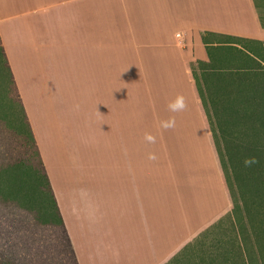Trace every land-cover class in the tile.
<instances>
[{"label": "crops", "instance_id": "obj_1", "mask_svg": "<svg viewBox=\"0 0 264 264\" xmlns=\"http://www.w3.org/2000/svg\"><path fill=\"white\" fill-rule=\"evenodd\" d=\"M224 35L264 41V1L0 0L1 42L78 264H181L233 213L218 147L264 107V60L250 53L264 44L212 40ZM230 47L259 64L231 62ZM178 96L186 108L172 112ZM166 137L184 147L205 138L213 173H198L182 148L179 170L167 173Z\"/></svg>", "mask_w": 264, "mask_h": 264}, {"label": "rangeland", "instance_id": "obj_2", "mask_svg": "<svg viewBox=\"0 0 264 264\" xmlns=\"http://www.w3.org/2000/svg\"><path fill=\"white\" fill-rule=\"evenodd\" d=\"M212 40L224 43L231 39L226 36H213ZM195 68L202 94L210 105L211 121L219 129L221 125L215 102L211 97L215 94L208 90L206 77L199 70L201 65H195ZM176 98L173 97L172 101ZM172 101H168L169 104ZM19 114L20 106L14 99L0 55V263H11V256L15 252L14 256L20 257L19 260L15 258L17 264H69L67 258L61 255L57 245L60 226L56 217L52 216V201L44 179L35 176L34 169L38 167L36 153L30 147L27 137L21 132ZM243 119L247 118L243 117ZM250 122L253 123L252 130H248L251 127ZM250 122L243 126L236 125L239 140L233 139V141L264 145V117L254 116ZM244 127L246 131L243 130ZM198 142L197 146L184 147L182 146L184 143L180 144L178 140L171 141L166 137L167 173L179 170L182 148L191 149V158L198 159L196 163L198 173L207 170L208 174H212L211 147L205 138H198ZM218 151L221 156L226 155L227 152L226 147L222 146L218 147ZM184 156L186 158V155ZM189 158L190 156L187 155V160ZM171 187L167 188L168 199L175 195ZM204 189L207 191L206 188ZM238 193L241 194L242 215L247 226L238 222L237 217L230 211L217 224L209 225L210 227L204 230L203 235L206 237L203 238L205 241L203 244L185 250L181 264H264V205L259 202L260 198L253 197L247 192ZM22 220L23 223L26 222V226H22L23 223H20ZM238 231L242 242L240 251L235 250Z\"/></svg>", "mask_w": 264, "mask_h": 264}, {"label": "trees", "instance_id": "obj_3", "mask_svg": "<svg viewBox=\"0 0 264 264\" xmlns=\"http://www.w3.org/2000/svg\"><path fill=\"white\" fill-rule=\"evenodd\" d=\"M224 36L231 39L229 40V42H224V43H229L231 45L241 44L242 46L246 47L252 44H264V41L257 40V39H249L246 37H240L236 35H224ZM203 39L205 40V42H208L206 36H204ZM246 41H249V42H246ZM250 42H253V43H250ZM250 53L256 54L257 56L259 55L264 60V49H261V51H255V52L250 51ZM250 53L245 52L243 49H238L237 47H230L229 52L224 53V55L227 54L229 56L228 60H230L231 62L240 59L244 61L245 66L248 67L249 64H252V62L258 63L257 60ZM0 55L3 59L4 66L7 71L9 82L11 84V87L14 93V99L17 101L18 105L20 106V114H19L18 119L20 122V128L22 129L21 132L23 133L25 137H27L30 147L36 153L38 167L34 166L35 167L34 171L36 173L35 176L43 177L44 179L43 181L45 182L47 186V190H48L50 199L52 201V216L56 217V221H58L57 224H59L60 226V233H58L59 236H58L57 245L60 248L61 255L63 254L62 256L65 259L67 258V260L69 261V264L70 263L78 264L75 250L73 248L71 239L69 237V234L67 232L63 218L61 216V212H60L55 194L53 192L51 182L49 180L44 162L40 155L38 145L36 143L33 131L29 123L28 116L25 112V109H24L19 91L17 89L10 65L8 63L7 56H6L4 47L1 42V37H0ZM240 55L244 57H240ZM225 58H226V55H225ZM229 74H230V79L231 80L234 79L233 82H230V84L233 85L232 83L236 81V76H235L236 74H234L233 71H231ZM262 78H263L262 84L260 82V86L256 89H258V92L263 97L262 102H264V77ZM247 86L250 88H254L252 82H248ZM230 112L235 113L234 110H231ZM257 113L255 114L256 117H259V116L264 117V107L259 112L260 114H257ZM243 117L247 118L249 121H247V119L244 120ZM251 117H252V114L246 113L241 116L242 118L241 121L250 122L253 120L254 116L252 118ZM226 150H227L226 155L224 154L225 156L223 158V167L227 175V179L229 181L231 193H232L233 200L235 203L233 213H234V216L237 217V221L245 224V227H246L247 225L246 223H244L245 218H243V215H242L243 211H242V206L240 203L241 194L238 192H247L253 197H257L258 199L260 198L259 199L260 201L259 200L258 201L261 203V205H264V145L252 144V143L250 144V143H243V142L239 143V142L227 140ZM249 158H255L256 162L246 165L245 160ZM227 161H228V165H227ZM237 190L239 191L237 192ZM20 223L22 224L23 220ZM26 225H27L26 222L22 224V226H26ZM239 238H241V236H240V232L238 231V235L236 236L235 240ZM237 242L238 241L236 240L235 250H238V247H241V245L239 246ZM14 254H12V256L10 255L11 259L10 258L9 259L11 260V263L6 262V263H0V264H17L15 258H18L17 260H19L20 257L18 255L15 257Z\"/></svg>", "mask_w": 264, "mask_h": 264}, {"label": "clouds", "instance_id": "obj_4", "mask_svg": "<svg viewBox=\"0 0 264 264\" xmlns=\"http://www.w3.org/2000/svg\"><path fill=\"white\" fill-rule=\"evenodd\" d=\"M168 107H169V110L172 112H179V111H183L186 108V103H185L184 98L182 96H178L174 101H172L168 105ZM174 125H175L174 119L162 122V126L164 128L174 127ZM146 138L152 142H154V139H155L152 136H148ZM255 162H256L255 158H249V159L245 160L246 165H249V164H252Z\"/></svg>", "mask_w": 264, "mask_h": 264}]
</instances>
